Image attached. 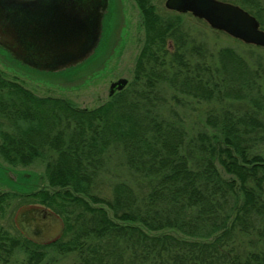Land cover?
<instances>
[{"label": "trees", "instance_id": "trees-1", "mask_svg": "<svg viewBox=\"0 0 264 264\" xmlns=\"http://www.w3.org/2000/svg\"><path fill=\"white\" fill-rule=\"evenodd\" d=\"M135 2L145 40L134 81L95 109L40 97L0 69V156L13 168L45 160L48 182L0 195V264L18 251L41 264L49 249L72 264H264V53L254 55L264 49L213 53L189 29L191 14ZM235 3L264 30L263 0ZM190 98L218 106L196 133L170 107ZM114 150L132 179L106 192ZM18 197L57 216L59 238L5 228ZM21 219L42 234L30 210Z\"/></svg>", "mask_w": 264, "mask_h": 264}, {"label": "rangeland", "instance_id": "rangeland-1", "mask_svg": "<svg viewBox=\"0 0 264 264\" xmlns=\"http://www.w3.org/2000/svg\"><path fill=\"white\" fill-rule=\"evenodd\" d=\"M235 1L225 0L229 3L234 2L233 4H236ZM107 2L108 8L103 19L100 43L95 53L84 62L57 71L35 68L16 58L9 49L0 44V69L9 79L19 81L40 97L66 98L82 109H95L106 103L110 100L109 89L113 82L122 78L127 79L129 83L134 81L135 66L145 40L142 15L135 0H107ZM165 3L166 0H155L161 13L168 11ZM186 18L189 29L198 41L206 44L209 51L216 53L224 47H231L247 58L250 56V47L242 41L212 29L205 21L192 14ZM263 53V50H256L254 55ZM165 93L169 99L173 95V91L169 89ZM170 107L182 116L187 130L196 133L205 130L209 111L218 106L190 98L179 104L171 101ZM262 149L264 151V145ZM45 166V160L41 159L31 167L13 168L0 156V195L30 194L37 192L39 188L47 187L48 182L44 178ZM103 178L108 186L106 192H109V186L114 181L132 179L130 172L123 165L119 151L114 150L111 153ZM28 210L39 222H43V232L39 236L34 234L35 223L21 219ZM3 225L15 236H28L43 243L59 238L62 230L61 221L57 216L41 205L25 203L20 197L10 202ZM74 261V255L60 256L49 249L46 259L41 264H72ZM10 264H27L26 253L16 252Z\"/></svg>", "mask_w": 264, "mask_h": 264}, {"label": "water", "instance_id": "water-1", "mask_svg": "<svg viewBox=\"0 0 264 264\" xmlns=\"http://www.w3.org/2000/svg\"><path fill=\"white\" fill-rule=\"evenodd\" d=\"M5 5L0 0V44L22 62L53 71L77 66L95 53L108 8L107 0H35L21 3L19 7L25 8L15 20L3 10ZM165 7L192 14L216 31L264 48V30L258 19L239 5L221 0H166ZM128 84L124 78L113 82L109 96Z\"/></svg>", "mask_w": 264, "mask_h": 264}, {"label": "flooded vegetation", "instance_id": "flooded-vegetation-1", "mask_svg": "<svg viewBox=\"0 0 264 264\" xmlns=\"http://www.w3.org/2000/svg\"><path fill=\"white\" fill-rule=\"evenodd\" d=\"M4 1L7 2V6L5 5L3 7V10L4 11L8 10L12 14L13 18L15 19V17L17 15H19V16L21 15L22 10H24V8H25L24 5L19 7L21 3L33 2L35 0H4ZM11 1H12V4H11ZM88 7H91V5H89ZM19 19H20V17H19Z\"/></svg>", "mask_w": 264, "mask_h": 264}]
</instances>
